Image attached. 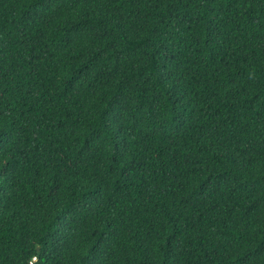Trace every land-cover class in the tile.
Listing matches in <instances>:
<instances>
[{
    "label": "trees",
    "instance_id": "obj_1",
    "mask_svg": "<svg viewBox=\"0 0 264 264\" xmlns=\"http://www.w3.org/2000/svg\"><path fill=\"white\" fill-rule=\"evenodd\" d=\"M0 264H264V0H0Z\"/></svg>",
    "mask_w": 264,
    "mask_h": 264
}]
</instances>
